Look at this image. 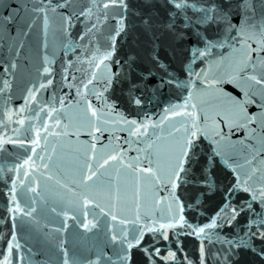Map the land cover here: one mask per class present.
Listing matches in <instances>:
<instances>
[{"label":"snow or ice","instance_id":"6c2138e0","mask_svg":"<svg viewBox=\"0 0 264 264\" xmlns=\"http://www.w3.org/2000/svg\"><path fill=\"white\" fill-rule=\"evenodd\" d=\"M0 182V264H264V0H0Z\"/></svg>","mask_w":264,"mask_h":264},{"label":"water","instance_id":"95a60500","mask_svg":"<svg viewBox=\"0 0 264 264\" xmlns=\"http://www.w3.org/2000/svg\"><path fill=\"white\" fill-rule=\"evenodd\" d=\"M14 104H16L17 106L22 103V101L20 100L19 96H17V98L13 101ZM84 138V137H82ZM3 188V184L2 182H0V189ZM241 195H246V194H241ZM219 197H217L215 200L211 201L209 203V208L213 207L214 204L216 203V200H218ZM5 204H6V200L5 197L3 196V192L0 191V234L3 235H7L8 229L10 228V222L7 220L6 217V211H5ZM186 241V250L189 252L190 255H192L193 253V244L195 243V241L192 240V238H184ZM191 241V242H189Z\"/></svg>","mask_w":264,"mask_h":264}]
</instances>
